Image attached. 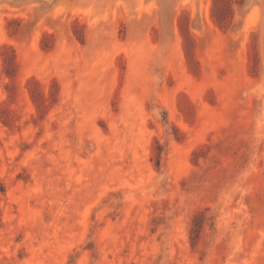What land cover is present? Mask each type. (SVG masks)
<instances>
[{"label": "rangeland", "instance_id": "rangeland-1", "mask_svg": "<svg viewBox=\"0 0 264 264\" xmlns=\"http://www.w3.org/2000/svg\"><path fill=\"white\" fill-rule=\"evenodd\" d=\"M0 264H264V0H0Z\"/></svg>", "mask_w": 264, "mask_h": 264}]
</instances>
